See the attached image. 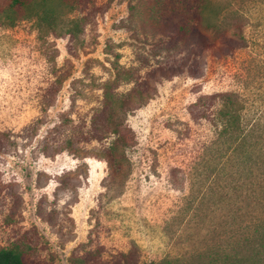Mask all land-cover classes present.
Returning a JSON list of instances; mask_svg holds the SVG:
<instances>
[{
  "label": "rangeland",
  "instance_id": "obj_1",
  "mask_svg": "<svg viewBox=\"0 0 264 264\" xmlns=\"http://www.w3.org/2000/svg\"><path fill=\"white\" fill-rule=\"evenodd\" d=\"M228 1L247 46L208 62L199 79L183 62L193 48L185 39L158 64L138 63L145 52L117 30L127 0L88 17L77 39L66 36L79 14L50 34L29 23L0 27V249L32 264H264V169L204 163L211 148L219 145L218 156L231 143L216 142L211 123L225 92L239 102L244 129L264 140V0ZM162 63L163 72L189 73L150 78ZM117 72L113 94L124 98L134 85L122 81L133 79L142 97L115 114L126 147L114 169L109 141L89 140L86 129ZM66 112L75 129L57 131ZM70 138L78 142L65 149ZM260 147L250 149L264 162Z\"/></svg>",
  "mask_w": 264,
  "mask_h": 264
},
{
  "label": "trees",
  "instance_id": "obj_2",
  "mask_svg": "<svg viewBox=\"0 0 264 264\" xmlns=\"http://www.w3.org/2000/svg\"><path fill=\"white\" fill-rule=\"evenodd\" d=\"M100 1L0 0V27L10 29L23 23H29L36 28L44 27L50 34L52 33L50 32L51 29L57 23L64 21L62 18L67 15L74 14L77 16L79 14L80 19L68 21L69 30L66 36L77 39L84 32L86 19L103 14L114 2V0H102V3ZM126 4V17L119 21L117 30L129 33L133 45L140 47L138 50L145 52V54L138 52L135 55L142 67L146 66L150 59L158 64L164 55L162 52L169 51V46L173 41L185 39L191 41L193 48L186 56H182L183 62L191 63V78L199 79L208 62L226 63L228 59L234 57L235 52L247 46L243 36L245 25H242V17L232 9L228 0H127ZM144 27L147 31L143 30ZM156 50H160V53L156 54ZM164 65V63L160 67L157 65L148 76L153 79L155 76L161 77L171 73V71L163 72L166 70ZM175 69L176 73H171V78L175 77L177 73L178 75L185 73V71L189 73V67H183V65L175 66ZM119 77L120 73L117 72L113 75L112 81H104L105 83L101 88V105L94 111L90 125L86 129V134L93 137H90L89 140L92 139L97 143L106 139L109 141L105 148L104 157L107 163H110L111 166H109H113L114 169L117 164L115 156L118 147H126L124 139L116 128L115 114L123 115L130 112L133 99L138 100L142 97V91L137 88L133 79L122 81L123 85L129 84L132 87L134 85V88L124 98L120 99L114 95L113 91ZM217 98L216 109L212 114L213 119H211L212 128L217 134L216 142L225 137L227 138L226 143L228 139L231 143L228 142L229 145L222 143L226 144L227 147L225 152L218 156L219 145L216 148H211L210 145L209 148L211 149L204 161L205 165L216 160L215 163L222 167L245 164L249 170L251 165H256L258 169H264V162L258 161L261 154L255 153L253 155L254 152L250 149L252 144L260 146L261 143L258 150L259 153H263L264 140H261L257 133L254 136L255 129H244L246 126L240 113L242 108L239 102L233 94L227 92L217 96ZM67 114L66 112L62 116H58L60 124L58 123L57 131L68 123H72L68 125L70 129H75L74 125L76 124L67 118ZM78 126V130H84L81 125L78 124ZM56 130L54 131L56 132ZM71 141L78 142L71 138L66 140L65 149H69L66 148V145L70 147ZM81 142L85 141L82 140ZM48 145L39 146L42 153L49 149L50 146ZM59 152H63V150H59ZM71 155L74 153L71 152ZM0 264L32 263H29L18 250L7 248L0 249Z\"/></svg>",
  "mask_w": 264,
  "mask_h": 264
}]
</instances>
